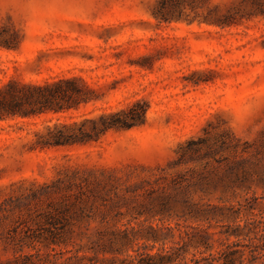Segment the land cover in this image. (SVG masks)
I'll use <instances>...</instances> for the list:
<instances>
[{
  "label": "rangeland",
  "instance_id": "1",
  "mask_svg": "<svg viewBox=\"0 0 264 264\" xmlns=\"http://www.w3.org/2000/svg\"><path fill=\"white\" fill-rule=\"evenodd\" d=\"M67 77L96 99L0 121V264L77 253L122 264L179 246L193 264L251 243L250 223L264 227V0H0V87ZM133 105L146 117L130 129L35 148L48 126ZM200 137L207 144L182 160ZM52 217L70 220L69 246H44L59 231ZM238 224L244 234L228 236Z\"/></svg>",
  "mask_w": 264,
  "mask_h": 264
},
{
  "label": "trees",
  "instance_id": "2",
  "mask_svg": "<svg viewBox=\"0 0 264 264\" xmlns=\"http://www.w3.org/2000/svg\"><path fill=\"white\" fill-rule=\"evenodd\" d=\"M93 90L86 84H81L76 77L60 78L58 80L47 81L45 83H19L10 81L0 87V121L9 118H32L39 117L49 113H60L79 108L82 104H87L95 100L92 95ZM136 105V104H135ZM135 105L127 109L119 111L104 112L100 116L85 119L83 122H75L73 124H61L48 126L45 133L36 132L37 140L35 141V148H51L56 146L74 145L79 143H90L99 141L104 135L112 130H126L133 126L142 123L143 117H146V110L136 111ZM228 140L223 141V147H230L232 141L240 140L237 137L229 136ZM207 144V138L200 137L198 139H191L187 142V149H184L182 160L188 156L196 154L202 145ZM183 146L182 148H184ZM10 205L9 203H6ZM188 207V206H187ZM5 208L0 205V211L3 212ZM228 214L227 219L237 222L240 218L241 211L236 210ZM196 213L203 215L204 212L201 208L196 207ZM256 221L251 222L255 228L244 234L238 232L242 227L238 224L232 232H227L228 236L241 235L242 233L249 237L250 244H241L240 241L232 242L226 245L225 249L219 256L211 258L193 259V264H246L248 259L247 247L253 258L252 264L257 260L262 259L264 264V227L255 225ZM263 223L264 221H259ZM52 227L58 228V232L51 231V238L44 246L53 248L54 246H69L72 240L62 238L63 233L67 226L71 225L67 217L50 218L49 222ZM260 223V224H261ZM248 223L246 224V226ZM252 231L256 232L255 239L250 237ZM75 232V230H73ZM241 233V234H240ZM127 238V236H126ZM114 241H111L113 245ZM21 249L20 251H22ZM55 250V248L51 249ZM183 246L171 247L169 250L163 249L157 253H150L148 251L139 252L136 257L130 256V259H125L122 264H182L181 261L185 260L183 255L186 253ZM70 252V250L63 251ZM37 256L40 255V250L37 251ZM51 256L48 253L47 258ZM83 258L79 254L70 255L63 264H83ZM185 264H189L186 262Z\"/></svg>",
  "mask_w": 264,
  "mask_h": 264
}]
</instances>
